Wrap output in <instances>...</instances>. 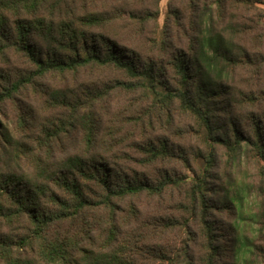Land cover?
<instances>
[{
	"label": "trees",
	"instance_id": "trees-1",
	"mask_svg": "<svg viewBox=\"0 0 264 264\" xmlns=\"http://www.w3.org/2000/svg\"><path fill=\"white\" fill-rule=\"evenodd\" d=\"M62 1L0 0V58L14 50L34 67L15 79L0 67V113L8 101L48 72L112 65L130 81H117L109 89L142 90L149 111H158L152 127L164 117L173 121L175 113L193 119L204 150L193 153L197 170L190 179L127 178L93 154L70 155L52 171L48 163L36 159L37 172L31 177L13 165L20 158L19 148L0 122V139L13 152L11 156L7 149L6 167L0 168V264H139L138 256L156 257V248H142L131 239L116 245L114 198L144 192L160 195L184 184L189 185L185 212L198 216L200 222L203 255L198 264H264V0H195L196 19L188 44L175 46L167 58L129 55L112 37L96 32L106 23L96 11L54 17ZM104 91L76 95L69 89H51L45 95L48 103L70 112L69 122L82 124L91 147L96 138L95 114L92 109L82 113V108L96 103ZM242 124L251 131L245 132ZM144 146L150 162L176 155L167 138ZM220 147L232 164L236 160L240 164L243 155L252 156L257 180L232 173L212 201L210 176ZM8 155L13 158L7 159ZM94 186L102 191L98 199L93 196ZM95 206L107 208L110 218L108 240L100 249L86 244L92 236L83 212ZM220 208L230 214L223 239L211 219L212 211ZM21 217L30 225L27 233L16 237L2 231L5 222ZM65 221L81 222L82 232L50 231L51 225ZM183 253L185 264H193L191 251Z\"/></svg>",
	"mask_w": 264,
	"mask_h": 264
},
{
	"label": "rangeland",
	"instance_id": "rangeland-1",
	"mask_svg": "<svg viewBox=\"0 0 264 264\" xmlns=\"http://www.w3.org/2000/svg\"><path fill=\"white\" fill-rule=\"evenodd\" d=\"M89 11L102 14L106 20L105 25L96 32L106 33L124 46L129 55L133 52L141 58H167L168 52L175 46L185 47L196 19L195 0H63L53 16L67 18ZM0 67L10 79L34 69L23 55L14 50L0 58ZM117 81H130V78L115 66L96 64L74 71H52L37 77L14 100L8 101L0 113L2 128L12 133L14 144L19 148L20 158L13 165L33 177L37 172L36 159L48 163L52 171L70 155L93 154L105 158L112 167L131 179L136 177L156 182L167 175L193 177L197 170L193 153L197 149L204 150L195 121L175 113L173 121L168 122L164 117L152 127V122L159 117L158 111H149L150 103L143 91L121 87L109 89ZM51 89H69L76 95L94 90L107 91L96 103H85L89 104V108H82V113L92 109L95 114L96 138L91 147L85 141L82 124L69 122L71 118L67 109L47 102L45 94ZM242 129L251 131L245 124H242ZM165 138L174 147L176 155L150 162L144 145L150 140ZM7 149H10L8 151L12 156L11 146L0 139V168L6 167L4 156ZM184 156L187 158L184 159ZM11 158L7 156V159ZM256 169L257 164L252 156L243 155L240 164L237 160L232 164L226 150L220 147L210 176L212 201L217 196L215 191L225 185L230 174L235 173L244 180L255 182ZM188 187V184H184L182 187L168 188L160 195L144 192L114 198V219L119 232L116 245L120 246L121 242L131 239V243L137 242L142 248H156V257L138 256L139 264H185L183 250H190L193 264H198L203 255V242L199 217L185 212ZM101 193L94 186L93 196L98 199ZM83 215L91 226L92 240L86 244L102 248L108 240V209L95 206L87 209ZM211 219L216 221V231L223 239L222 234H225L230 220L229 212L225 208L213 210ZM29 226L28 221L21 217L5 222L2 231L19 237L29 231ZM59 228L80 234L82 223L57 222L49 229L54 232Z\"/></svg>",
	"mask_w": 264,
	"mask_h": 264
}]
</instances>
